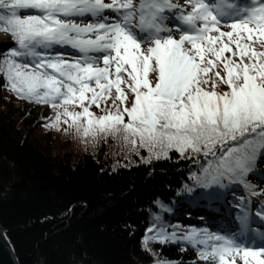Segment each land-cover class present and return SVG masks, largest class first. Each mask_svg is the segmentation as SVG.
<instances>
[{
  "label": "snow or ice",
  "instance_id": "obj_1",
  "mask_svg": "<svg viewBox=\"0 0 264 264\" xmlns=\"http://www.w3.org/2000/svg\"><path fill=\"white\" fill-rule=\"evenodd\" d=\"M0 32L7 88L55 108L49 126L63 117L85 136L119 135L144 160L175 150L192 160L190 200L241 210L238 225L229 212L179 236L157 212L147 251L179 240L204 264H264V202L249 216L264 195L250 179L264 184V0H0Z\"/></svg>",
  "mask_w": 264,
  "mask_h": 264
},
{
  "label": "trees",
  "instance_id": "obj_2",
  "mask_svg": "<svg viewBox=\"0 0 264 264\" xmlns=\"http://www.w3.org/2000/svg\"><path fill=\"white\" fill-rule=\"evenodd\" d=\"M55 112L18 97L0 73V224L19 263L151 264L160 258L203 264L188 242L149 239L151 251L145 249L157 212L164 226L178 221L173 211L192 160L175 150L144 160L147 149L137 154L119 135L85 136L63 117L59 127L49 126ZM160 199L167 208L159 207ZM176 226L171 229L181 235Z\"/></svg>",
  "mask_w": 264,
  "mask_h": 264
},
{
  "label": "bare ground",
  "instance_id": "obj_3",
  "mask_svg": "<svg viewBox=\"0 0 264 264\" xmlns=\"http://www.w3.org/2000/svg\"><path fill=\"white\" fill-rule=\"evenodd\" d=\"M8 38V34L7 33H5V32H2V33H0V42H2V41H4V40H6ZM0 46H1V50H3V48H4V45L2 44V43H0ZM73 52H74V54H78V52L76 51V50H73ZM261 199H263L262 201L264 202V198L262 197ZM180 202H181V200H180ZM180 202H178V203H180ZM183 203V202H182ZM182 203H180V204H177L179 207H181V206H183V204ZM188 205L190 204L189 202L187 203ZM185 205V204H184ZM176 207V206H175ZM224 212L226 211V212H230L229 210H227L226 208H221ZM216 211V213L217 212H223V211H220L218 208H216L215 209ZM180 212H182V211H180ZM179 211L178 212H174L173 213V215L175 216V217H177L178 216V220H180V221H182V222H189L188 221V219H187V217H184V216H182L181 215V213H180ZM180 213V214H179ZM223 215H221V214H217V215H215V216H213V217H211L212 218V220L214 221V219H217L218 217L219 218H222V217H224L225 215H224V213H222ZM227 216V215H226ZM222 223H224V218H223V220H222ZM203 227V226H202ZM170 228V227H169ZM1 233H3L2 234V236H3V239H4V241H5V243L7 244V246H8V248H9V256H10V258H11V260H14L13 259V255H15V258H16V260H17V262H18V264H20L19 263V261H18V257H17V255H16V252H15V249H14V247H13V245H12V243H11V241H10V239L8 238V236L6 235V232H3V231H1ZM167 241L168 242H175L176 240H166L165 242H163V244L164 243H166V244H171V243H167ZM171 261H173V260H171ZM176 262V264H180L181 262H179V261H175Z\"/></svg>",
  "mask_w": 264,
  "mask_h": 264
},
{
  "label": "water",
  "instance_id": "obj_4",
  "mask_svg": "<svg viewBox=\"0 0 264 264\" xmlns=\"http://www.w3.org/2000/svg\"><path fill=\"white\" fill-rule=\"evenodd\" d=\"M1 231L5 232L4 227L0 224V233ZM13 259L11 260L9 256V248L5 243L3 236L0 235V264H18L15 255H13Z\"/></svg>",
  "mask_w": 264,
  "mask_h": 264
},
{
  "label": "rangeland",
  "instance_id": "obj_5",
  "mask_svg": "<svg viewBox=\"0 0 264 264\" xmlns=\"http://www.w3.org/2000/svg\"><path fill=\"white\" fill-rule=\"evenodd\" d=\"M2 48H1V46H0V50H1ZM111 98H108V100H105V103H104V106L105 105H108V106H111ZM192 163V162H191ZM189 225H193V223L192 222H190L189 223ZM151 264H153V263H151Z\"/></svg>",
  "mask_w": 264,
  "mask_h": 264
}]
</instances>
